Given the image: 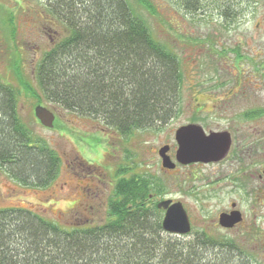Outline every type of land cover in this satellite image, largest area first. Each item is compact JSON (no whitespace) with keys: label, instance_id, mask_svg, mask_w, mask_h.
<instances>
[{"label":"trees","instance_id":"1","mask_svg":"<svg viewBox=\"0 0 264 264\" xmlns=\"http://www.w3.org/2000/svg\"><path fill=\"white\" fill-rule=\"evenodd\" d=\"M46 5L65 33L44 51L32 77L14 64L27 94L38 97L41 90L47 101L96 116L122 134L166 122L179 110L180 59L128 0ZM20 92L0 78V169L23 185L45 187L62 159L23 123ZM161 193L145 177L120 179L105 221L72 228L27 208H0V264H230L210 254L203 234L186 243L164 235L160 210L150 200Z\"/></svg>","mask_w":264,"mask_h":264},{"label":"rangeland","instance_id":"2","mask_svg":"<svg viewBox=\"0 0 264 264\" xmlns=\"http://www.w3.org/2000/svg\"><path fill=\"white\" fill-rule=\"evenodd\" d=\"M47 1L0 0V78L20 89L23 123L58 151L62 164L45 187L23 185L0 169V208H27L66 228L100 224L116 183L132 177L153 180L162 190L158 199H183L180 171H166L158 151L189 122L207 130L243 128L244 111L264 103V0H128L153 36L178 55L182 70L179 110L166 122L131 134L51 103L41 90L33 97L21 89L14 64L32 77L44 51L65 33ZM39 104L55 113L53 127L36 117ZM187 201L197 208L193 196ZM168 234L184 243L196 236ZM207 237L217 260L240 259L239 250L221 244L240 237L223 232ZM252 257L254 264H264L259 252Z\"/></svg>","mask_w":264,"mask_h":264},{"label":"flooded vegetation","instance_id":"3","mask_svg":"<svg viewBox=\"0 0 264 264\" xmlns=\"http://www.w3.org/2000/svg\"><path fill=\"white\" fill-rule=\"evenodd\" d=\"M242 116L245 119L243 128L207 130L201 125L206 135L216 133L229 138V148L216 160L178 161L176 130L174 139L170 138L163 144L169 146L168 155L176 166L162 167L169 172L180 171L183 199L179 201L191 225L190 232L184 235L198 233L210 236L223 232L238 236L240 240L225 239V242H233V247L229 243H221L240 252V259L226 262L254 264L252 253L259 252L264 263V103L251 106ZM188 124L199 123L185 125ZM159 196L151 194L150 200L158 204L161 201ZM190 196L198 203L196 209L187 201ZM157 209L165 215L164 209L158 206Z\"/></svg>","mask_w":264,"mask_h":264},{"label":"water","instance_id":"4","mask_svg":"<svg viewBox=\"0 0 264 264\" xmlns=\"http://www.w3.org/2000/svg\"><path fill=\"white\" fill-rule=\"evenodd\" d=\"M34 112L44 126H54L56 115L48 107L39 104L35 107ZM176 140L179 145L176 158L180 162L216 160L225 154L229 148V138L216 133L206 135L204 128L200 124H188L179 127L176 131ZM168 151V145L161 147L159 150L162 166L175 168L176 163L172 161ZM157 206L166 211L162 219V226L166 232L176 235H184L190 232V220L180 201L175 202L172 199H163L158 202Z\"/></svg>","mask_w":264,"mask_h":264}]
</instances>
